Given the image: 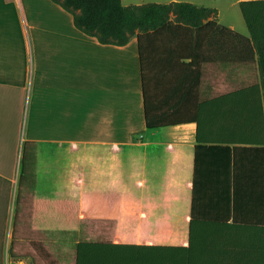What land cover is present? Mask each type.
Masks as SVG:
<instances>
[{
	"label": "crops",
	"instance_id": "obj_1",
	"mask_svg": "<svg viewBox=\"0 0 264 264\" xmlns=\"http://www.w3.org/2000/svg\"><path fill=\"white\" fill-rule=\"evenodd\" d=\"M34 7L46 10L41 26ZM221 59L155 69L157 81L173 82V115H198L208 100L240 88V73L228 77ZM182 122L147 129L137 37L101 44L52 0H0V264L7 253L9 264L64 261L65 203L82 206L87 195L100 208L120 202L122 219L130 209L153 225L166 211L173 215L165 176L173 179L187 162L193 177L197 123ZM28 143L37 145L35 189L21 188L23 160H33ZM150 145L161 164L147 163ZM153 179L159 185L150 186Z\"/></svg>",
	"mask_w": 264,
	"mask_h": 264
},
{
	"label": "trees",
	"instance_id": "obj_2",
	"mask_svg": "<svg viewBox=\"0 0 264 264\" xmlns=\"http://www.w3.org/2000/svg\"><path fill=\"white\" fill-rule=\"evenodd\" d=\"M52 1L101 44L124 46L137 37L147 129L197 123L187 243L80 239L75 264H264V0L239 2L248 35L222 24L218 9L190 1ZM217 53L228 77L240 73V88L208 100L198 115H173V82L157 81L155 69L173 61L199 66ZM27 145L33 160H23L21 188L26 182L35 189L37 145ZM156 146L146 147L149 165L162 163ZM90 200L85 196L82 206L66 201L65 235L68 224L83 234L96 220L122 217L112 209L120 202L100 208ZM68 205H75L73 218Z\"/></svg>",
	"mask_w": 264,
	"mask_h": 264
},
{
	"label": "rangeland",
	"instance_id": "obj_3",
	"mask_svg": "<svg viewBox=\"0 0 264 264\" xmlns=\"http://www.w3.org/2000/svg\"><path fill=\"white\" fill-rule=\"evenodd\" d=\"M173 0H123L125 5H141L151 2L169 3ZM191 1L200 5H206L218 9L219 21L225 25H231L238 31L249 34V30L243 14L241 12L239 2L241 0H180ZM45 8L41 9L34 7L30 9L33 21L37 26L42 25ZM227 90L233 86L226 84ZM222 92V91H220ZM145 135L148 130H139ZM161 132L153 137L152 141H161L164 136ZM139 135V134H137ZM178 154H182L184 160L189 159L190 154L186 150L178 149ZM187 162L179 164L182 170L178 174L173 173V179L165 176L163 186L165 188H173V215L171 211H166L156 221L144 222L141 220L138 212L130 209L125 219L108 218L106 221L96 220V224L91 227L83 226V234L77 229H74L71 224L67 225L66 244L64 249V261L60 260V264H75L76 243L77 240H92V241H129L136 243H162V244H185L188 240L189 230V194L192 185L191 176L187 175ZM182 172V173H181ZM176 200V202H175ZM74 206L68 205L66 212L67 216L73 218ZM100 206V203L98 204ZM115 212H121V208L112 207ZM99 219V218H98ZM173 219V221H172ZM69 227V228H68ZM85 231V233H84ZM9 254L3 259V264H9ZM50 264V263H47Z\"/></svg>",
	"mask_w": 264,
	"mask_h": 264
}]
</instances>
